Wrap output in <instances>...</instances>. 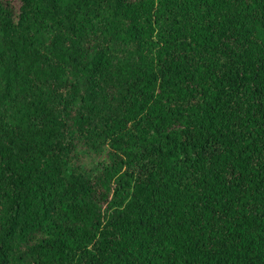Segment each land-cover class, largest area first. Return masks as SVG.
Listing matches in <instances>:
<instances>
[{
	"label": "trees",
	"instance_id": "trees-1",
	"mask_svg": "<svg viewBox=\"0 0 264 264\" xmlns=\"http://www.w3.org/2000/svg\"><path fill=\"white\" fill-rule=\"evenodd\" d=\"M0 264H264V0H0Z\"/></svg>",
	"mask_w": 264,
	"mask_h": 264
}]
</instances>
